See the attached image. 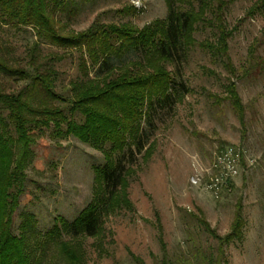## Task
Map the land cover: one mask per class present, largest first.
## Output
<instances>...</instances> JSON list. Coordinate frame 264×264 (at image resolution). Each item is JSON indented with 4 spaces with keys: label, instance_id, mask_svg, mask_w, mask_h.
Instances as JSON below:
<instances>
[{
    "label": "rangeland",
    "instance_id": "rangeland-1",
    "mask_svg": "<svg viewBox=\"0 0 264 264\" xmlns=\"http://www.w3.org/2000/svg\"><path fill=\"white\" fill-rule=\"evenodd\" d=\"M204 1L209 11L206 21L197 17L184 54L164 63L185 90L171 85L168 93L175 100L170 108L155 102L150 109L144 107L146 114L138 127L147 135V143L134 153L133 164L109 203L104 202L96 171L107 160L101 151L70 135L51 138L50 129L31 145V161L11 224L12 234L19 236L23 217L32 216L33 234L26 241L31 264H69L59 253V243L72 255V264H161L163 252L173 264H211L218 255V242L199 220L223 237L230 232L238 207L243 222L240 235L224 245L221 264H264V74L240 77L238 73L250 45L264 39V12L247 14L256 0H222L226 6L220 14L221 47L217 28L209 24L214 19L213 0ZM199 6L195 1L175 9L196 12ZM167 14L164 0H69L56 16L66 30L78 32L95 20L130 23L140 29ZM0 39L13 48L14 57H22L34 37L29 27L0 26ZM38 52L43 68L54 72V91L69 98L71 83L81 77L79 51L40 43ZM255 55L264 57V43ZM140 57L138 50H131L117 59L124 64ZM87 65L92 77L93 68ZM3 80L8 91L22 85ZM231 81L245 110L244 127L226 99ZM127 143L134 149L132 138ZM230 145L243 148V164L214 198L203 184L212 173L215 153ZM197 175L200 183L193 185L190 179ZM88 206H95L99 216L94 236L81 231L73 236L67 230L50 233L61 220L72 223Z\"/></svg>",
    "mask_w": 264,
    "mask_h": 264
},
{
    "label": "trees",
    "instance_id": "trees-1",
    "mask_svg": "<svg viewBox=\"0 0 264 264\" xmlns=\"http://www.w3.org/2000/svg\"><path fill=\"white\" fill-rule=\"evenodd\" d=\"M69 0H0V26L16 29L30 28L34 40L27 45L22 57H14L13 48L0 39V264H31L26 241L33 234L31 215H25L19 226L20 235L11 232L12 215L19 206L25 170L31 161L30 147L40 140L45 130L51 138L73 136L81 143L99 150L107 158L98 168L104 202L110 201L122 184L127 167L133 164L134 153L139 154L148 137L138 123L145 116L144 107L153 103L170 108L175 100L169 94L171 85L182 91L165 70L164 63L181 57L189 45V33L197 17L206 21L204 0H164L168 14L163 20L137 28L130 23L104 24L94 21L83 31L66 30L56 14L66 8ZM200 3L197 11L175 9L180 4ZM229 0L227 2H230ZM209 19L218 31V42L224 45L220 14L226 3L213 0ZM264 12V0H256L247 14ZM69 18V13L66 15ZM264 36V35H262ZM46 43L57 49H73L80 53L81 77L71 83V96L65 98L54 91V72L43 68L38 61V46ZM264 39L257 38L250 45L241 76L264 74V57L255 55ZM138 50L140 59L122 64L117 58L127 51ZM220 52V50H219ZM93 68L88 76V65ZM232 76L236 72L229 67ZM237 77V76H236ZM3 79L21 83L15 90H7ZM227 101L245 125V110L237 95L235 84L229 82ZM79 116L80 121H75ZM149 126V114L146 115ZM135 141L134 149L127 146ZM107 148V149H106ZM127 149L126 152L124 149ZM117 154L111 159L110 155ZM243 164V160H241ZM236 209L231 230L220 237L202 220L199 223L218 242V255L211 264H221L223 247L240 235L242 218ZM97 208L88 206L72 223L60 221L50 233L67 230L94 236L99 219ZM60 255L72 264V255L64 243L58 244ZM161 264H173L163 252Z\"/></svg>",
    "mask_w": 264,
    "mask_h": 264
},
{
    "label": "built area",
    "instance_id": "built-area-1",
    "mask_svg": "<svg viewBox=\"0 0 264 264\" xmlns=\"http://www.w3.org/2000/svg\"><path fill=\"white\" fill-rule=\"evenodd\" d=\"M244 150L238 146H224L219 149L211 164V175L203 184V189L208 191L214 198L228 185L238 174ZM201 176L197 175L190 179L193 185L200 183Z\"/></svg>",
    "mask_w": 264,
    "mask_h": 264
}]
</instances>
